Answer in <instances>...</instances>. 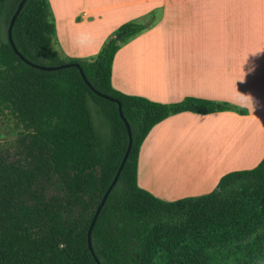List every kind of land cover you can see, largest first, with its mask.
<instances>
[{
    "label": "trees",
    "instance_id": "trees-1",
    "mask_svg": "<svg viewBox=\"0 0 264 264\" xmlns=\"http://www.w3.org/2000/svg\"><path fill=\"white\" fill-rule=\"evenodd\" d=\"M18 1L0 0V118L16 131L10 147L0 144V264H158L177 249L180 264H212V250L262 249L264 143L256 165L222 174L203 194L168 201L136 183L138 149L154 124L183 111L246 109L190 95L158 102L111 86L115 51L151 26L153 13L118 25L87 60L52 46L47 0H24L10 28L20 55L37 65L77 63L94 90L119 102L129 127L128 153L90 228L91 254L87 229L125 150V127L116 103L76 67L41 70L12 51L6 30Z\"/></svg>",
    "mask_w": 264,
    "mask_h": 264
},
{
    "label": "crops",
    "instance_id": "crops-1",
    "mask_svg": "<svg viewBox=\"0 0 264 264\" xmlns=\"http://www.w3.org/2000/svg\"><path fill=\"white\" fill-rule=\"evenodd\" d=\"M47 1L60 52L87 60L118 25L154 14L148 29L115 51L113 88L158 102L190 95L246 109L244 114L183 111L154 124L137 153L139 187L168 201L199 195L210 191L222 174L251 168L260 160L264 0ZM174 145L182 156L193 146L200 151L204 171L197 179L195 164L171 165Z\"/></svg>",
    "mask_w": 264,
    "mask_h": 264
},
{
    "label": "rangeland",
    "instance_id": "rangeland-1",
    "mask_svg": "<svg viewBox=\"0 0 264 264\" xmlns=\"http://www.w3.org/2000/svg\"><path fill=\"white\" fill-rule=\"evenodd\" d=\"M109 35H107L103 39V41ZM115 35L116 34H114L113 37ZM52 46L56 49H59L58 44H57L56 34H55V40H53L52 42ZM15 136H16V131L12 124V121L7 119L6 117H1L0 118V144L4 147H10V145L14 142ZM174 146H175V149H174ZM174 146H172V150L170 151L171 165L178 167L180 163H186V162H188L189 164H192L193 166L195 164L196 167H193V169H195L194 171L196 172V175H195L196 179L197 177L202 175V172L204 170L201 165H200L201 167L199 166V164H201V161H202L200 151L195 150L196 148L193 146L191 153L187 152L186 153L187 155L182 156L181 152L177 149L178 145H174ZM215 251L216 252L212 250L209 252V254L211 255L210 259H212V264H264V247L260 250L252 251L249 253L241 252V251H234V252L226 254V253H222V251L220 252H218V250H215ZM156 261L158 264H180L182 261V250L177 249L173 253H167V254L161 253L157 256Z\"/></svg>",
    "mask_w": 264,
    "mask_h": 264
},
{
    "label": "water",
    "instance_id": "water-1",
    "mask_svg": "<svg viewBox=\"0 0 264 264\" xmlns=\"http://www.w3.org/2000/svg\"><path fill=\"white\" fill-rule=\"evenodd\" d=\"M23 1H24V0H19V1H18V3H17V5H16V7H15L13 13H12L11 16H10V19H9V22H8V25H7V30H6L7 41H8V43H9V45H10L12 51H13V52H14V53H15V54H16L21 60H23L25 63H28L29 65H31V66H33V67H35V68L41 69V70H52V69H57V68H62V67H67V66H73V67H76L77 70H78V72H79V74H80V76H81V78H82V80L88 85V87H89V88H90L95 94H97V95L100 96V97L106 98V99H108V100H110V101H114V102L116 103V107H117L118 115H119L120 119L122 120L123 125H124V127H125V131H126V135H127V142H126L125 150H124V152H123V154H122L121 160H120V162H119V164H118V166H117V168H116V171H115V173H114V175H113V177H112L110 183L108 184V186H107L106 189L104 190V192H103L101 198L99 199V202L97 203V205H96V207H95L94 213H93V215H92V217H91V220H90V223H89V227H88V229H87V247H88V249L90 250V252H91V254H92L91 247H90V242H89V232H90V228H91V225H92V223H93V221H94V219H95V217H96V215H97V213H98V211H99L101 205L103 204V201H104V199H105V197H106L108 191L110 190L111 186H112L113 183L115 182V179H116V177H117V174H118V172H119V170H120V168H121V166H122V164H123V161L125 160L126 155H127V153H128V150H129V147H130V131H129V127H128L127 122L125 121V119H124L123 116L121 115L119 102H118L117 100L113 99V98L110 97V96H107V95L101 94V93L97 92L96 90H94V89L88 84V82L85 80V78H84V76H83V73H82V71H81V69H80V67L78 66L77 63H63V64H59V65H55V66L37 65V64L29 63L27 60H25V59L20 55V53L16 50L15 46H14L13 43H12L11 36H10V28H11L12 22H13L15 16H16L18 10L20 9L21 4H22ZM117 37H118V35H115V36H114V39H117ZM92 255H93V254H92Z\"/></svg>",
    "mask_w": 264,
    "mask_h": 264
}]
</instances>
